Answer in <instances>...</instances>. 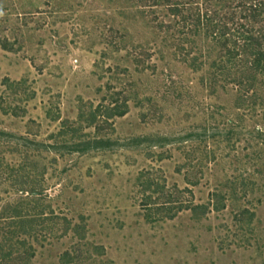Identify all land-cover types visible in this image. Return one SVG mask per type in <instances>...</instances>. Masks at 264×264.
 <instances>
[{
  "label": "rangeland",
  "instance_id": "374dc122",
  "mask_svg": "<svg viewBox=\"0 0 264 264\" xmlns=\"http://www.w3.org/2000/svg\"><path fill=\"white\" fill-rule=\"evenodd\" d=\"M241 1L211 0L209 16L236 28ZM168 7L0 0V213L34 188L29 213H45L0 257L264 264V86L240 107L208 21L188 30ZM125 100L126 115H105ZM21 165L25 191L9 177Z\"/></svg>",
  "mask_w": 264,
  "mask_h": 264
},
{
  "label": "trees",
  "instance_id": "16d2710c",
  "mask_svg": "<svg viewBox=\"0 0 264 264\" xmlns=\"http://www.w3.org/2000/svg\"><path fill=\"white\" fill-rule=\"evenodd\" d=\"M178 0H155L158 4H167L170 14L179 18L183 28L192 30L191 27L199 28L207 21V32L212 35L214 40L219 42L222 55L218 60L216 59L212 66L220 71L221 78L227 79L238 86L239 88V104L240 107L252 106L253 108L258 104L260 98L257 97V85L264 86V0H242L239 5V13L242 19L236 28L230 25L231 19L222 23L217 17L212 18L209 16V6L211 0H203L195 10L189 11L187 2H177ZM202 1V0H201ZM214 23L215 20H217ZM5 46V45H4ZM197 58L194 59V63ZM192 65V66H194ZM218 76V74H217ZM211 81L216 84L218 77L213 74ZM261 102L260 104H262ZM264 104V103H263ZM110 112H109V111ZM128 112L127 100L123 105H116L112 109L106 108L105 115L124 116ZM262 132L264 130L260 128ZM259 131V137H264V133ZM25 166L21 165L14 172L10 174V179L15 186H19L21 191H25V186L29 183V173L27 176L23 175ZM26 180V181H25ZM31 199H22L14 204H8L7 208L0 213V219L6 221L3 229L1 228L0 240L1 242L7 241L10 244L16 242L17 244L26 245V240L20 238L23 234L31 233L35 230L36 222L40 221L43 217L44 210L39 206H34L39 211L31 215L29 209L35 202L40 201L42 192L37 189H29L28 191ZM170 201H166L167 204ZM29 250V249H28ZM32 250V247L31 249ZM19 251V250H18ZM33 252L27 251L26 253L17 252V256L13 257L14 253L10 251L2 252L0 257V264H15L16 259L23 260V256L33 255Z\"/></svg>",
  "mask_w": 264,
  "mask_h": 264
}]
</instances>
